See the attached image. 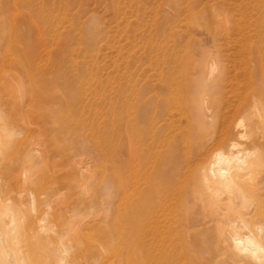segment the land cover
<instances>
[{
	"label": "rangeland",
	"instance_id": "1",
	"mask_svg": "<svg viewBox=\"0 0 264 264\" xmlns=\"http://www.w3.org/2000/svg\"><path fill=\"white\" fill-rule=\"evenodd\" d=\"M240 3L0 0V57L29 60L46 93L26 132L0 133V155L14 157L26 141L47 142L30 154L31 189L46 192L59 182L54 207L95 202L96 214L83 215L95 218L79 248L93 245L97 261L216 264L222 256L227 264L217 241L237 212L264 229V39L253 35L254 19L242 17ZM214 10L230 15L225 29ZM80 145L98 164L45 183L55 163L82 158ZM219 153L241 154L234 177L250 201L234 204L227 192L217 198L209 165ZM20 157L0 167L14 189L30 184ZM150 196L156 207L134 227L145 221L155 228H145L141 243L125 219ZM56 224L51 218L46 226ZM34 247L28 236L22 248L42 264L45 252Z\"/></svg>",
	"mask_w": 264,
	"mask_h": 264
},
{
	"label": "bare ground",
	"instance_id": "2",
	"mask_svg": "<svg viewBox=\"0 0 264 264\" xmlns=\"http://www.w3.org/2000/svg\"><path fill=\"white\" fill-rule=\"evenodd\" d=\"M193 3H196V0H193ZM239 6L243 9V18H247L248 15L249 20L254 19V24L257 28V31H255L257 34L253 33V35H257L256 37L259 39H264V0H241ZM214 11L218 12L216 10ZM208 18L210 17H207V15L203 16L202 19L204 25L205 22L208 21ZM215 18L216 23L221 29H225L231 21L230 15L225 11L223 13H216ZM207 23L210 22H206V24ZM206 26L208 27V25ZM208 30L206 31L207 34H210L208 33ZM2 57H0V118H2L1 120L3 123L0 124V133H11V130L12 132L14 130L13 128H15L17 134L19 131L26 132L28 127L26 126L27 123L25 120L32 115L30 113H33L35 110L33 108H36L39 103L44 102L45 92L43 93V86L41 85V82L39 83L37 73L33 70V66H31L29 60L9 56L2 59ZM206 69L210 74L215 73L214 68L212 67H207ZM3 118L12 121H7ZM5 146V143L0 142V154ZM47 146V142L44 143L41 140L31 146L28 145V142L26 141L20 145L17 152H15L16 154H14V157L21 156L19 164L25 166L24 169L33 168V157L30 154L33 153L34 155V153H42V147L45 150ZM232 146L236 147L237 145L236 143H233ZM30 148L33 149L30 150ZM80 150L82 158L79 160L76 158H69L62 164L58 162L59 164L55 163L56 165H50L53 168L50 169V171H47V177L44 180L45 183H47V178L55 179L57 181V179H60L66 171L86 170L93 164H98V161L93 157L87 158L89 155L85 152L87 150L85 146L80 145ZM236 153L232 155L219 153L212 164L208 163L210 164L209 166H211L209 170V173H211L212 176L211 179L213 178L214 180H217L216 184L221 185L220 187L218 185L219 188L215 186V193L217 194L215 195L217 198L221 195L223 196V194H226L225 192H227V195H230L233 201L235 200L234 204H240L241 198L247 201H250L251 198L247 197V194L241 190L242 188H240L236 182L237 179L234 177L236 174H234V172L237 169L234 162L237 160H243L240 158L241 154L238 156ZM78 156L80 157V155ZM14 157L11 156L10 158L6 156L3 158V155H0L1 170L4 168L6 159L10 158V161H12ZM239 161L237 162L239 163ZM65 168L67 169L65 170ZM1 170L0 264H34L29 260V254L27 251H24L22 248V244L26 243L28 236H31L32 239L35 240L34 250L36 253L42 255L43 252H45L42 264H108L104 258H101L98 261L95 259L96 253L92 250L93 245L79 248L84 236V230L90 227L94 221V216L87 218L83 215L87 212H89L90 215L96 214L93 209L96 205L95 202L93 203L84 200L80 203H73L69 206L54 207L53 203H55V199L59 191H61L59 182L56 183V187L51 190H46V192H40L39 189L35 191L31 189L32 187L30 185L34 184L37 181V178L28 180V170L26 169L24 177L27 178V183L30 182V184H27L25 188L19 186L17 187L18 189H14L12 185L7 182L8 179L6 178L5 173ZM242 175L243 174H241V176ZM205 176L206 175L204 174V177ZM209 176L210 175L207 177ZM207 181H209V179ZM117 191H113V194ZM231 198L229 199L230 201L232 200ZM140 201L141 200L139 199L138 207L136 206V210L127 215L125 221L127 223L129 236L137 234L138 240L142 243L146 234L145 228H155V226H152L154 222L149 223L148 225L143 221L142 229H140V223L134 227L135 218L138 220L140 215H149V212L152 213L156 205L154 197L152 198V196H150L148 202ZM54 210H56L55 213L53 212ZM245 212L246 211L237 212L236 220L228 222V228L223 231V239L217 241L218 247H220L218 252L226 258L227 264H264V242L260 235L264 229L262 226L252 227V224H248L244 219ZM51 218L57 219L58 224L49 228L46 224ZM66 224L71 225V228ZM221 257L222 256L214 257V259H216V264H223V259ZM146 260L147 256H144L143 264H146ZM205 262H207V260H205ZM38 264L41 263L39 262Z\"/></svg>",
	"mask_w": 264,
	"mask_h": 264
}]
</instances>
